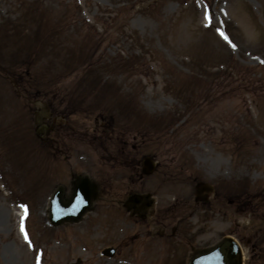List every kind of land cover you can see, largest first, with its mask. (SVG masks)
<instances>
[{
  "label": "rangeland",
  "instance_id": "374dc122",
  "mask_svg": "<svg viewBox=\"0 0 264 264\" xmlns=\"http://www.w3.org/2000/svg\"><path fill=\"white\" fill-rule=\"evenodd\" d=\"M53 102L75 129L60 128L57 156L35 134ZM116 137L133 145L127 159L160 169L134 180ZM83 173L111 194L82 223L52 227L51 194ZM199 181L221 194L207 208L194 204ZM130 190L172 214L183 200L195 244L233 235L246 264H264V0H0V264H187L177 239L152 255L131 243L143 228L117 205Z\"/></svg>",
  "mask_w": 264,
  "mask_h": 264
},
{
  "label": "water",
  "instance_id": "95a60500",
  "mask_svg": "<svg viewBox=\"0 0 264 264\" xmlns=\"http://www.w3.org/2000/svg\"><path fill=\"white\" fill-rule=\"evenodd\" d=\"M76 196L77 198L74 200L73 204L67 207H63L60 205L58 197H56V199L52 201L53 207L51 220L55 224H57V220L66 221L71 219L73 221L74 218L79 219L78 217L84 213L87 206L93 200V197L90 196L89 192L86 193L82 191V189L79 190ZM80 200L84 203V205L82 207L75 206ZM60 206L63 208H61ZM74 208L76 209L75 214H71L72 209ZM53 209L56 213H53ZM226 249L232 252V256H230L229 258H225L224 256H222V252H224ZM217 253L219 254V256H222L223 259L218 257L216 255ZM189 264H242L241 252L238 246L232 240L228 239L215 248L198 251L194 255V257L190 259Z\"/></svg>",
  "mask_w": 264,
  "mask_h": 264
},
{
  "label": "flooded vegetation",
  "instance_id": "af4514ba",
  "mask_svg": "<svg viewBox=\"0 0 264 264\" xmlns=\"http://www.w3.org/2000/svg\"><path fill=\"white\" fill-rule=\"evenodd\" d=\"M152 219L147 228L149 231L148 234L151 237H157L163 242L173 238L177 239L183 245V220H180L177 225L171 227L168 223L170 217L166 215L156 213ZM180 258L183 259V255Z\"/></svg>",
  "mask_w": 264,
  "mask_h": 264
}]
</instances>
